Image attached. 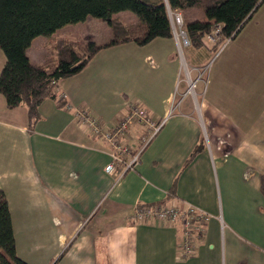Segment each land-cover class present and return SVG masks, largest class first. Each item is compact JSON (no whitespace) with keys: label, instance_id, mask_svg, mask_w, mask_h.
<instances>
[{"label":"crops","instance_id":"0c3cea01","mask_svg":"<svg viewBox=\"0 0 264 264\" xmlns=\"http://www.w3.org/2000/svg\"><path fill=\"white\" fill-rule=\"evenodd\" d=\"M66 28L56 39L77 41ZM53 37L32 40L26 50L32 62L45 63L31 51L36 40L55 53ZM81 37L102 43L96 33ZM231 39L213 69L211 91L201 92L194 107L182 98L188 88L174 35L99 49L79 72L58 81L57 97L40 102L32 125L26 106L9 108L0 93V189L19 258L29 264H264V0ZM206 45L187 50L193 67L205 65L212 53ZM4 63L0 49V70ZM132 102L164 123L134 168L116 177L106 171L108 142L77 111L110 128ZM211 122L220 128L208 131ZM224 128L226 145L219 148L215 135ZM140 137L132 122L128 143L136 146ZM157 203L192 204L209 215L192 255L179 257V224L131 219L137 205Z\"/></svg>","mask_w":264,"mask_h":264},{"label":"trees","instance_id":"16d2710c","mask_svg":"<svg viewBox=\"0 0 264 264\" xmlns=\"http://www.w3.org/2000/svg\"><path fill=\"white\" fill-rule=\"evenodd\" d=\"M263 0H0V49L5 63L0 70V93L9 108L25 105L29 124L38 117V105L46 97L56 98L55 89L62 78L79 72L99 49L134 40L144 44L151 39L173 35L167 5L182 11L201 9L205 20H188L183 29L192 48L206 45V36L219 27L208 52L233 38L251 18ZM131 11L145 24L139 36L113 15ZM93 17L108 23L112 36L102 43L88 40L80 53L73 41L55 43L57 61L47 70L34 63L26 50L37 36H49L64 25ZM207 46V45H206ZM65 104L64 99L59 102ZM0 264H29L15 252V241L7 200L0 189Z\"/></svg>","mask_w":264,"mask_h":264},{"label":"built area","instance_id":"2783aa9c","mask_svg":"<svg viewBox=\"0 0 264 264\" xmlns=\"http://www.w3.org/2000/svg\"><path fill=\"white\" fill-rule=\"evenodd\" d=\"M167 11L171 26L174 27L173 35L177 39L178 47L189 45V40L183 29L181 13L176 10H171L168 5ZM218 32L219 27L216 26L212 33L207 35V38L214 40ZM196 82L191 81L188 84V91L196 86ZM60 98H64V95H61ZM77 117L88 127L92 134L108 142L111 148L112 160L106 166V171L114 174L116 177H121L124 172L134 168L142 150L164 123V119L162 118H152L147 110L142 108L137 102H132L128 107L127 113L110 128L103 126L99 120L85 111H77ZM132 122H137L141 132V137L136 146H131L127 141L129 140V128ZM208 218L209 215L205 211L192 204L181 207L160 203L137 205L131 217L133 221L137 222L155 220L179 224L182 235L177 248L179 257L181 258H186L195 252V239L203 236L204 223Z\"/></svg>","mask_w":264,"mask_h":264},{"label":"rangeland","instance_id":"374dc122","mask_svg":"<svg viewBox=\"0 0 264 264\" xmlns=\"http://www.w3.org/2000/svg\"><path fill=\"white\" fill-rule=\"evenodd\" d=\"M181 12V16H182V20L183 23H185L187 21V19L189 20H195V19H199L202 20L205 17L204 12L197 8V7H192L186 10H182ZM113 17L120 21V22H124L126 23V27L130 30L131 34L134 36H139L140 34H142V32L145 30V24L143 23V21L133 12L131 11H126V12H119L113 15ZM91 22H82L80 24V26H73V24H68V30H64V31H69L71 33V36H73V38L77 41L74 42V45L76 47V49L81 53L84 50L85 44L87 42L86 39L82 38V34L83 32L89 31L90 33H96L99 37H98V41L99 42H103L104 40H108L111 38L112 34H111V28L109 27L108 23L102 20H98L96 18L91 17ZM65 26V25H64ZM182 26V24H181ZM63 27V26H62ZM72 27V28H69ZM172 27V32L174 31V27ZM58 30V29H57ZM55 30L54 33V41L52 42L54 48H55V43L59 40H57L56 38L60 37V34H67V32H60ZM52 33V34H53ZM51 34V35H52ZM41 35V38L39 39H43ZM72 38V39H73ZM81 39V42L78 41V39ZM215 40V39H214ZM214 40H209L206 36V41L209 43V45H211L210 43L213 42ZM231 38L229 39H225L220 46L218 47V49L214 52H212L209 56V58L206 60L205 65L202 66H196L193 67V65L189 62V59L187 58V50L188 49H195L192 48V46L190 45H182L181 47H178V53L181 55L182 58V68L180 71V77H181V81L182 83L185 85H187L188 88V84L191 81L196 82V86L193 87L192 90L188 91V94L183 95V99L185 102H189L193 105V107L195 106L196 102L198 101L200 103V101L202 100V94L201 92H204V95L207 94V92H210L211 90L207 88H210V78L213 72V69L215 67H217L218 65H222L223 61L225 60V56L226 53L228 51V49L231 47V45L233 44H229L231 42ZM39 40H36L31 48L33 53L36 54H41L40 59L41 60H45V63H41L43 66H45V68L47 70H50L52 65L57 61V57H56V52L54 53L52 51V47L51 45H49L48 47L44 46L42 48L39 47ZM40 59L35 61H39ZM183 89L180 88L178 89L179 93H182ZM218 92V91H216ZM219 93L222 95H226L227 90L226 88L223 90V87L219 88ZM179 97H181V94H177L176 99H178ZM210 98V97H209ZM217 126V128L219 129L220 127H218L220 124H216V122H211L210 124L206 125V128L208 131H210V129L212 128L211 126ZM217 129V130H218ZM206 130V129H205ZM217 135V134H216ZM216 140L218 142V146L219 148L223 147L224 145H226V137H227V128H224L223 131L221 133H218V135L216 136ZM206 137V134H205ZM214 137V139H215ZM211 138V137H210ZM209 138V139H210ZM204 141H206V139L204 138Z\"/></svg>","mask_w":264,"mask_h":264}]
</instances>
